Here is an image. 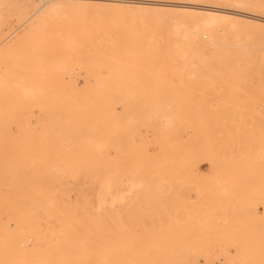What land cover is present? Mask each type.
<instances>
[{"label":"rangeland","instance_id":"obj_1","mask_svg":"<svg viewBox=\"0 0 264 264\" xmlns=\"http://www.w3.org/2000/svg\"><path fill=\"white\" fill-rule=\"evenodd\" d=\"M116 1L0 0V264H264V22Z\"/></svg>","mask_w":264,"mask_h":264},{"label":"bare ground","instance_id":"obj_2","mask_svg":"<svg viewBox=\"0 0 264 264\" xmlns=\"http://www.w3.org/2000/svg\"><path fill=\"white\" fill-rule=\"evenodd\" d=\"M3 1V0H2ZM5 1V0H4ZM20 1V0H19ZM24 1V0H23ZM30 1V0H29ZM37 1V0H36ZM67 1V0H65ZM80 1V0H79ZM88 1V0H87ZM107 1V0H105ZM118 1H122V0H118ZM116 1V2H118ZM128 1V0H127ZM133 1V0H131ZM144 1V0H143ZM149 1V0H148ZM233 3H235L237 6H236V9L235 10H232V9H229V8H225V7H218V6H212L210 7L209 9H207V15L210 16L211 19H217L216 17L218 18H222L224 17L223 14L227 13V14H230V15H237V16H241V17H244V18H247V19H250L252 21H256V22H264V16H260L257 15V14H253V13H250L249 11H247V8H254L256 10H264V2L263 1H260V0H231ZM34 2V1H32ZM41 2V1H40ZM39 2V3H40ZM86 2V1H85ZM112 2V1H111ZM114 2V1H113ZM115 2V4H116ZM124 2V1H123ZM147 2V1H146ZM156 2V1H155ZM126 3V1L124 2ZM121 2V4H124ZM132 3V2H131ZM128 4V3H127ZM126 4V5H127ZM135 5V3H133ZM137 4V3H136ZM125 5V4H124ZM130 5V3H129ZM128 5V6H129ZM194 5V4H193ZM225 5V4H224ZM127 6V7H128ZM133 6V5H132ZM131 6V7H132ZM196 6V5H195ZM179 7V6H178ZM206 7V6H205ZM183 8V7H181ZM228 11H233V12H228ZM195 12V11H194ZM36 14V13H35ZM217 14V15H216ZM220 14V15H218ZM235 17V16H234ZM248 21V20H247ZM212 22V21H211ZM254 23V22H253ZM119 199V198H118ZM121 199V198H120Z\"/></svg>","mask_w":264,"mask_h":264}]
</instances>
